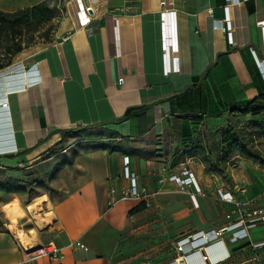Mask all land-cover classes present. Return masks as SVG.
Masks as SVG:
<instances>
[{"label": "crops", "instance_id": "1", "mask_svg": "<svg viewBox=\"0 0 264 264\" xmlns=\"http://www.w3.org/2000/svg\"><path fill=\"white\" fill-rule=\"evenodd\" d=\"M214 20L225 29H213ZM10 67L0 72V198L9 191L0 199V264H165L177 240L199 232L213 238L201 253L226 251L205 264H264V220L241 238L214 237L234 208L217 190L263 205L264 165L233 151L229 182L185 155L201 193L178 191V167H170L184 149L218 139L230 120L249 130L237 119L264 105V0H67L50 39L22 48ZM129 108L128 119L113 121ZM89 129L103 132L89 144L109 151H87L98 160L75 171L80 156L68 157V144L86 147L79 132ZM151 139L149 147L118 144ZM124 155L153 192L150 208L134 199L108 205L110 188L127 183ZM45 191L35 247L63 248L56 258L28 257L31 246L11 227L24 232L16 221L31 217L6 206L29 210Z\"/></svg>", "mask_w": 264, "mask_h": 264}, {"label": "built area", "instance_id": "2", "mask_svg": "<svg viewBox=\"0 0 264 264\" xmlns=\"http://www.w3.org/2000/svg\"><path fill=\"white\" fill-rule=\"evenodd\" d=\"M90 7H86V12L88 13ZM213 29H225L223 20H214L212 23ZM33 81L29 82L32 83ZM177 166L178 173L174 175L173 179L178 187V191L184 192L188 187H192L195 193H201V188L196 180L195 173L191 170L188 159L180 161L171 168ZM122 177L127 181L126 184L120 187H111L110 194L111 197L108 201V205L112 206L119 201H125L134 199L142 203L145 208H150L152 204L150 203V198L153 192H150L146 186L139 183V176L137 171L130 162L129 156H122ZM167 178V175L163 172L158 176V182L163 183ZM155 193V192H154ZM219 197L227 202H231L234 208L224 214V219L229 220L230 223H226L214 232V237H222L224 234H229L231 239H237L245 236L246 230L252 223L264 220V204L251 207L253 200H239L234 194L229 191L217 190ZM236 213V217L233 219V214ZM211 236L204 232L193 233L185 238L177 240L175 242V250L177 255L171 261L165 264H186L184 257L196 250L202 249V246L208 245L212 242ZM82 246V245H79ZM63 246L57 245L56 243H48L34 248L26 249V256L37 257L40 255H49L52 258H56L60 253ZM203 260H207L208 256L206 253H201Z\"/></svg>", "mask_w": 264, "mask_h": 264}, {"label": "trees", "instance_id": "3", "mask_svg": "<svg viewBox=\"0 0 264 264\" xmlns=\"http://www.w3.org/2000/svg\"><path fill=\"white\" fill-rule=\"evenodd\" d=\"M47 12L48 17H53L58 13L57 7L50 4L48 0L13 11L0 9V69L10 65L11 58L17 52L33 43V36L26 37L27 28L31 23H39ZM1 57H6V60H1ZM259 108H264V105L258 104L251 108L249 112ZM129 112L130 108L113 121L121 122L128 119ZM262 125H264V122ZM234 149L253 159L264 160L263 154L255 146L252 136H247L243 128L238 127L230 120L218 139H208L205 144L194 146L189 151L184 149L181 152L182 159L180 161L185 159V155H191V153L198 155L204 165L205 172L218 173L225 180L231 182L226 170V161H228ZM180 161L173 160L170 165L174 166ZM39 183L43 184L45 182L40 181Z\"/></svg>", "mask_w": 264, "mask_h": 264}, {"label": "rangeland", "instance_id": "4", "mask_svg": "<svg viewBox=\"0 0 264 264\" xmlns=\"http://www.w3.org/2000/svg\"><path fill=\"white\" fill-rule=\"evenodd\" d=\"M41 1H44V0H0V9L4 11H13L20 7L31 6ZM48 1H50V4H53L57 7L58 13L57 15L53 17H48V12H47L39 23H31V25L27 28L26 37L29 35L33 36L32 44L44 43L50 39L52 31L55 29L57 25V20L59 19V17L64 11L65 3L67 0H48ZM0 51H1V48H0ZM1 60L3 61L6 60V57H1ZM262 104H264V101L262 102ZM240 115L241 117H239L237 120L239 122L241 121L247 124H251V126H249V130L245 128H243V130L247 136H250L252 133L256 134V137H255L256 142H257L256 144L259 146L263 154V157H264V125H262V123L264 122V108H259L251 112H244ZM102 133L103 132L100 129L81 130L79 132V137L80 139H82L83 137L86 138V142H87L86 147L83 146L84 143L77 144L76 143L77 140L72 141L71 143L68 144V147L70 149H69V153L67 156L72 157V158L77 157L78 155L80 156V159L78 161L75 160V165L73 166L75 171H78L79 169L83 168L84 164L87 165V163L88 164L93 163L98 160V157H95L93 155L91 156L88 155L89 152L87 151L101 152L102 149L109 151V148H105L106 146L89 144V142L90 143L94 142L92 141L93 140L92 138H95ZM155 141L152 139L147 140V141L139 140L136 142L122 140L118 144L120 145L121 148L126 146L127 148L130 149L132 145L137 146V147H140V146L149 147L150 145L156 144L157 142ZM164 143L166 145H169V143L165 142V140H164ZM79 148H83L85 152H81L83 150L81 149L80 151ZM234 151H237V149H234ZM243 155L245 157H248V159L252 161L258 162V164L264 165V160H256V159L249 157L246 154H243ZM71 163L73 162H70V165ZM46 175L48 174L46 173ZM8 192L9 191L3 192V195L1 196L2 198L0 199L9 201ZM48 194H50L48 191L41 192L39 194L41 195V197L35 200L36 203L35 204H33L34 202L31 203L34 205V208L31 211L26 209L25 205L23 204L20 205L19 203L15 204L14 202H11V204H8L6 206V208H10L11 211L14 212L15 214L20 211L25 219L27 218V215L31 217L27 224H19L16 221L18 227L23 229L26 235L30 238V240L28 239V243L23 244L24 246H28V247L31 246V248L35 247L37 228L42 226V224L45 222V219H43L39 215V212L41 211V203L44 200L47 201ZM2 208L3 207H1V209ZM1 209H0V216H2L3 212H6V211H1ZM33 221H35L34 225L29 226L33 224ZM9 225L10 224H8L7 227H9ZM28 227H32V228L28 230L29 229ZM13 228L16 229L15 227Z\"/></svg>", "mask_w": 264, "mask_h": 264}, {"label": "bare ground", "instance_id": "5", "mask_svg": "<svg viewBox=\"0 0 264 264\" xmlns=\"http://www.w3.org/2000/svg\"><path fill=\"white\" fill-rule=\"evenodd\" d=\"M12 67H10V65L9 66H7L6 68H4L3 70H1L0 72L2 73V74H4V72L6 73L7 71L9 72L10 70H12L11 69ZM13 69H15V68H13ZM17 69V68H16ZM1 74V75H2ZM7 74V73H6ZM5 74V75H6ZM9 74V73H8ZM20 74V73H19ZM1 75H0V77H1ZM4 75V76H5ZM10 75V74H9ZM15 75H18V73H15ZM11 76H13L12 74H11ZM2 78V77H1ZM5 78H7V77H5ZM8 78H10V76L8 77ZM16 81H17V79H16ZM15 81V82H16ZM20 81V80H19ZM6 82V81H5ZM18 82V81H17ZM16 82V83H17ZM9 83V82H8ZM12 84H14V83H12ZM20 86V85H19ZM15 87V86H14ZM17 87V86H16ZM10 89H11V87H10ZM29 208V210L31 211L33 208H34V205L33 206H29L28 207ZM34 211V210H33ZM11 230H12V232L16 235V237L18 238V240L22 243V244H24V243H28V239L26 238V234L24 233V232H22V231H18V230H16V229H14L13 227H11ZM219 242H221V241H219ZM206 249H207V252H208V256L210 257V260H214L215 258H217V257H219V256H221V255H225L226 254V251L223 249V250H221V251H219V254L215 251V253H214V251H213V249H212V247H211V245L210 246H207L206 247ZM218 250H219V248H218ZM189 255L187 256V260L189 261V263L190 264H205L206 262L203 260V258L201 257V252H200V250H196V251H192V252H190V253H188Z\"/></svg>", "mask_w": 264, "mask_h": 264}]
</instances>
